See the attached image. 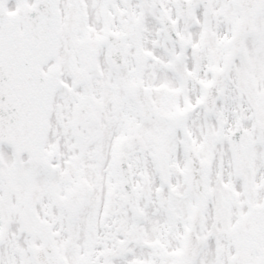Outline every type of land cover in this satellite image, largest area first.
Wrapping results in <instances>:
<instances>
[{"label": "snow or ice", "instance_id": "snow-or-ice-1", "mask_svg": "<svg viewBox=\"0 0 264 264\" xmlns=\"http://www.w3.org/2000/svg\"><path fill=\"white\" fill-rule=\"evenodd\" d=\"M0 264H264V0H0Z\"/></svg>", "mask_w": 264, "mask_h": 264}]
</instances>
